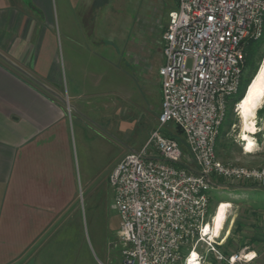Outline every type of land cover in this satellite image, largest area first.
<instances>
[{
	"label": "built area",
	"instance_id": "obj_1",
	"mask_svg": "<svg viewBox=\"0 0 264 264\" xmlns=\"http://www.w3.org/2000/svg\"><path fill=\"white\" fill-rule=\"evenodd\" d=\"M263 34L264 0H176L169 11L157 70L158 125L109 175L121 264H206L200 244L223 258L206 234L215 179L264 186V167L217 156L229 101L241 87L244 43ZM168 123L180 130L195 168L183 161L178 140L161 132Z\"/></svg>",
	"mask_w": 264,
	"mask_h": 264
},
{
	"label": "crops",
	"instance_id": "obj_2",
	"mask_svg": "<svg viewBox=\"0 0 264 264\" xmlns=\"http://www.w3.org/2000/svg\"><path fill=\"white\" fill-rule=\"evenodd\" d=\"M43 2L48 0H0V264L72 261L79 248L80 188L89 183L88 138L103 136L111 102L98 88L105 73L96 76L75 62L80 54L85 61L94 56L88 49L95 37L91 10L82 20L62 17L54 30L43 21ZM55 32L69 68L65 86ZM98 34L103 51V32ZM94 116L104 128H96ZM182 148L184 162L195 166L186 145ZM218 180L211 199L213 191L235 189ZM229 234L230 227L222 238ZM224 240L217 245L223 258L214 255L206 264H264V252L249 247L244 248L254 259L231 263L230 254L221 251Z\"/></svg>",
	"mask_w": 264,
	"mask_h": 264
},
{
	"label": "rangeland",
	"instance_id": "obj_3",
	"mask_svg": "<svg viewBox=\"0 0 264 264\" xmlns=\"http://www.w3.org/2000/svg\"><path fill=\"white\" fill-rule=\"evenodd\" d=\"M175 6L176 0H48L46 5H42L43 21L54 30L62 17L63 20H82L86 10H91L88 19L95 24V37L90 40L88 49L93 51L94 56L85 61L80 54L75 62L79 68H84L86 64L96 76L105 73L98 88L111 99L110 108L104 112L106 129L102 131L103 136L97 132L88 138L89 183L80 188V229L76 236L79 248L73 252L70 263L64 260L59 264H121L119 217L112 209L113 190L109 175L121 156L141 148L158 125L161 94L157 70L161 63L162 35L168 13ZM98 31L103 32V51L99 43L101 38L97 37ZM55 34L58 64L65 86L69 79L65 47L61 43V36ZM79 46L83 50V45ZM99 55L104 56V60ZM263 57L264 37L253 55L254 64L259 67ZM243 66H246V62H243ZM248 73L250 69L245 67L243 76ZM118 93L120 98L116 95ZM93 118L97 129L104 128L100 127L95 116ZM254 124V133L248 134L245 140L238 106H228L217 139V156L222 162L264 167V99L256 110ZM161 132L174 137L184 146L182 134L173 123L164 125ZM249 139L253 145L247 151L245 148ZM219 180L224 187L235 189L219 194L213 191L208 221H211L221 202L227 204L213 244L219 247L216 244L224 240L225 230L230 227L222 252L230 256L237 254L239 260L248 254V248L245 250L244 247L256 249V254L263 253L264 186ZM198 250L206 254V262L214 259L215 254L207 251L204 244H200Z\"/></svg>",
	"mask_w": 264,
	"mask_h": 264
},
{
	"label": "bare ground",
	"instance_id": "obj_4",
	"mask_svg": "<svg viewBox=\"0 0 264 264\" xmlns=\"http://www.w3.org/2000/svg\"><path fill=\"white\" fill-rule=\"evenodd\" d=\"M264 99V58L261 62V65L253 77L250 85L248 86L246 93L243 99L238 104L239 117L242 121L243 133L245 140L248 139V134L254 133L255 124H254V115ZM249 143L246 146V150L249 151L253 143L251 139L248 140ZM227 204L221 202L216 209V212L213 216L212 223L206 228V234L210 235V238L213 240L214 236L218 234V231L222 225V220L224 219L226 212ZM195 252L192 257H195ZM255 255L247 254L246 258L250 261L254 259ZM235 258L233 259V261Z\"/></svg>",
	"mask_w": 264,
	"mask_h": 264
},
{
	"label": "trees",
	"instance_id": "obj_5",
	"mask_svg": "<svg viewBox=\"0 0 264 264\" xmlns=\"http://www.w3.org/2000/svg\"><path fill=\"white\" fill-rule=\"evenodd\" d=\"M263 37H264V34L258 40H248V41H246L244 43V47H243L244 48V62H246V66L245 67H249L250 73H248L247 76L244 77L243 76V71H244L245 67L243 66V68H242L241 87L239 89L238 94L229 101L228 106L232 107V106H234L237 103L239 104V102L243 99V97H244V95L246 93V90H247L248 86L250 85L253 77L257 73V71H258L260 66L258 67V65L254 64L253 55L256 52V50H257V48H258V46L260 44V40ZM260 112H262V111L260 110Z\"/></svg>",
	"mask_w": 264,
	"mask_h": 264
}]
</instances>
